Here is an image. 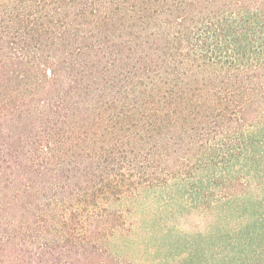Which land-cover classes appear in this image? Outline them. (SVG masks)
I'll return each mask as SVG.
<instances>
[{"label":"trees","instance_id":"16d2710c","mask_svg":"<svg viewBox=\"0 0 264 264\" xmlns=\"http://www.w3.org/2000/svg\"><path fill=\"white\" fill-rule=\"evenodd\" d=\"M0 264H264V0H0Z\"/></svg>","mask_w":264,"mask_h":264}]
</instances>
